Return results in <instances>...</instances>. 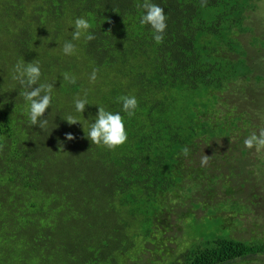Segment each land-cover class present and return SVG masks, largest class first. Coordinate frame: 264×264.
<instances>
[{"label":"trees","instance_id":"obj_1","mask_svg":"<svg viewBox=\"0 0 264 264\" xmlns=\"http://www.w3.org/2000/svg\"><path fill=\"white\" fill-rule=\"evenodd\" d=\"M257 5L0 0V264L264 256L263 233L234 237L229 217L203 223L210 198L224 196L222 213L229 198L247 204L229 196L243 195L264 145L263 128L242 132L264 124L253 91L263 75L248 57L264 48Z\"/></svg>","mask_w":264,"mask_h":264},{"label":"rangeland","instance_id":"obj_2","mask_svg":"<svg viewBox=\"0 0 264 264\" xmlns=\"http://www.w3.org/2000/svg\"><path fill=\"white\" fill-rule=\"evenodd\" d=\"M258 5H257V10L256 12L252 13L253 15V24H256L257 21L258 22H262L264 21V0H257ZM259 34H263L264 35V27L259 29ZM248 35H245V37ZM248 57H249V61L252 65L258 67L260 69V73L263 75V79L259 82L258 86H255L253 88V91L256 93L255 96H257L258 100L260 99L261 95H264V48L263 46H259L258 48H249L248 51ZM258 73L254 72L252 73V80L255 82V76ZM224 95L231 96L232 98H234V96L230 93L227 94L224 93ZM249 102H251L249 100ZM257 104L260 106L259 108V113L258 114H262L264 112V100L261 101H257ZM244 106L242 104H240V109H243ZM253 121H256L259 123V128L251 125V130L249 131L247 130V128L243 129L242 132H246L250 135H252V133L255 132H260L263 128L264 130V124L262 127H260L261 123L260 121L255 118ZM246 143H248L247 147H250L253 145V143L248 142L249 138L245 135H243ZM243 143V141H242ZM244 144V143H243ZM219 150L221 152H224L226 150H228L227 145L220 140L219 144L216 145ZM207 155H212V151H208ZM197 156H205V154L198 152ZM252 156H253V164L251 166H249V170H253V174L250 176L249 181L246 182V185L244 187V192L242 196L239 195H233V196H229L231 198L233 197H239V199H242L243 201H246L247 204H244L241 209L238 211L236 210V208H240L239 203L237 201H235L234 199H230L226 200V206L225 208L227 210H229L228 213H222L221 210L223 209L222 205H219L218 200H221L224 196H219L215 201L214 198H210L207 200V207L205 208V210H209L210 206L212 205L213 207H211L213 210L211 212V215L214 216L213 218L211 217H207L204 219L203 223H211L213 224L215 221L216 217H223L224 219H226L227 217H229L230 219H228L229 223L232 224V234L234 237L237 238H245V239H250L253 236L256 235H260V234H264V145H260V146H255L253 148V152H252ZM200 159L202 160V158L200 157ZM234 164V168L238 173H240L242 171V168L239 165V162H235L233 160V158L230 159ZM206 161V160H205ZM232 167L233 165L230 164ZM234 179L231 178L234 182H236L237 184L243 180V178L241 177L240 174H234ZM223 180H226V176L224 175ZM228 181V180H227ZM252 181H254L255 183H252ZM248 186L251 187V191H248ZM248 192H250V195H247ZM254 193L258 194L259 196L256 197L254 195ZM246 195V196H245ZM253 202V204L251 203ZM245 203V202H243ZM232 205V207H231ZM204 209H199L197 210L194 214L197 215L198 217H201L202 215H204L207 211H205ZM220 211V212H218ZM233 213V216H231L230 214ZM235 218V219H234ZM224 223L226 222L225 220H222ZM262 234V235H263ZM179 240H181V242L185 243L184 246L181 247V250H185L190 246V242H184V234L181 232H178ZM198 242L201 241V238H199L197 240ZM175 246V245H174ZM196 248V247H195ZM255 259H251V260H243V261H239L236 262L234 264H264V256L258 257L256 258V256H254ZM183 263V262H182Z\"/></svg>","mask_w":264,"mask_h":264}]
</instances>
